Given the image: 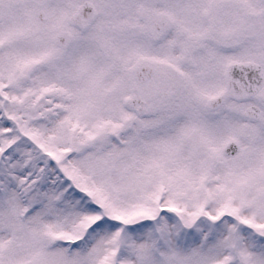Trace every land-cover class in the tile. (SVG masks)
Returning a JSON list of instances; mask_svg holds the SVG:
<instances>
[{"label":"snow or ice","instance_id":"snow-or-ice-1","mask_svg":"<svg viewBox=\"0 0 264 264\" xmlns=\"http://www.w3.org/2000/svg\"><path fill=\"white\" fill-rule=\"evenodd\" d=\"M0 264H264V0H0Z\"/></svg>","mask_w":264,"mask_h":264}]
</instances>
